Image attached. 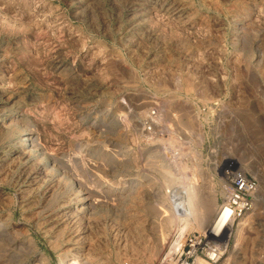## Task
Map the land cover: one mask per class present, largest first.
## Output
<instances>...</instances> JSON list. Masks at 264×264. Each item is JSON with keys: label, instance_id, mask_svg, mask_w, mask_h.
<instances>
[{"label": "rangeland", "instance_id": "374dc122", "mask_svg": "<svg viewBox=\"0 0 264 264\" xmlns=\"http://www.w3.org/2000/svg\"><path fill=\"white\" fill-rule=\"evenodd\" d=\"M198 236L196 264H264V0H0V264H182Z\"/></svg>", "mask_w": 264, "mask_h": 264}, {"label": "built area", "instance_id": "2783aa9c", "mask_svg": "<svg viewBox=\"0 0 264 264\" xmlns=\"http://www.w3.org/2000/svg\"><path fill=\"white\" fill-rule=\"evenodd\" d=\"M225 180L229 184L227 196L221 209L227 210V219L225 223L234 224L241 219L247 212L253 210L255 205V196L258 192L259 183L256 178L248 175L242 168L229 169L225 172ZM206 236H198L190 238L183 254L185 258L182 264H196L197 258L200 256L199 248ZM210 259L215 261L216 253H220L224 244L219 241L208 242ZM186 249H188L186 251Z\"/></svg>", "mask_w": 264, "mask_h": 264}, {"label": "bare ground", "instance_id": "6f19581e", "mask_svg": "<svg viewBox=\"0 0 264 264\" xmlns=\"http://www.w3.org/2000/svg\"><path fill=\"white\" fill-rule=\"evenodd\" d=\"M90 188V187H89ZM162 205V204H161ZM160 206V205H159ZM165 207V206H164ZM163 207V208H164ZM162 208V207H161ZM159 209V210H161V212H162V210H164L163 208L162 209ZM167 209L165 208V211H166ZM156 211V210H155ZM165 211H164V213H165ZM168 213V212H167ZM184 213V212H183ZM218 213V212H217ZM169 214V213H168ZM183 215V214H182ZM184 215H186L185 213H184ZM165 216V215H164ZM188 216V215H187ZM167 217V216H166ZM168 218V217H167ZM170 218V217H169ZM173 219V218H172ZM226 219H227V210H224L223 211V208L220 210V212L216 215V218H215V220L217 221H220L221 222V224L223 225V226H225V227H232V223H225V221H226ZM168 222H170V221H168ZM222 228V229H219L215 234L217 235V237L215 236V237H213V240L214 241H221L222 242V244H227V240H228V237L227 238H225V239H222V238H219L220 237V235L223 233V232H225V233H227V231H229L228 229H226V228ZM230 232V231H229ZM136 234V233H135ZM162 234V233H161ZM212 238V237H211ZM140 239V238H139ZM161 239V238H160ZM80 240V239H79ZM78 240V241H79ZM98 241V240H97ZM162 241V240H161ZM164 241V240H163ZM143 242V241H142ZM129 243V242H128ZM93 248V247H92ZM223 249V248H222ZM95 250V249H94ZM144 252V251H143ZM79 253V252H78ZM91 253V252H90ZM98 253V252H97ZM127 254V253H126ZM73 255V254H72ZM77 255V254H76ZM94 255V254H93ZM132 256V255H131ZM85 257H87V256H85ZM94 258H96V257H94ZM75 259V261L74 260H71L72 262H71V264H78L79 262L77 261V259L76 258H74ZM92 259V258H91ZM101 259V258H100ZM70 260V259H69ZM97 263V262H96ZM106 263V262H105ZM199 263V262H198ZM94 264V263H93ZM101 264V263H100Z\"/></svg>", "mask_w": 264, "mask_h": 264}]
</instances>
